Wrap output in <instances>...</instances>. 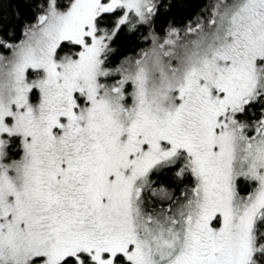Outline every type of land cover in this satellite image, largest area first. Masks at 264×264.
<instances>
[{
  "label": "snow or ice",
  "instance_id": "obj_1",
  "mask_svg": "<svg viewBox=\"0 0 264 264\" xmlns=\"http://www.w3.org/2000/svg\"><path fill=\"white\" fill-rule=\"evenodd\" d=\"M0 264H264V0H0Z\"/></svg>",
  "mask_w": 264,
  "mask_h": 264
}]
</instances>
